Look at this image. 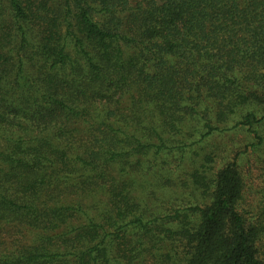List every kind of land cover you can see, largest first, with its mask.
Returning <instances> with one entry per match:
<instances>
[{
    "label": "trees",
    "instance_id": "1",
    "mask_svg": "<svg viewBox=\"0 0 264 264\" xmlns=\"http://www.w3.org/2000/svg\"><path fill=\"white\" fill-rule=\"evenodd\" d=\"M259 123L264 0H0V264H264Z\"/></svg>",
    "mask_w": 264,
    "mask_h": 264
},
{
    "label": "rangeland",
    "instance_id": "2",
    "mask_svg": "<svg viewBox=\"0 0 264 264\" xmlns=\"http://www.w3.org/2000/svg\"><path fill=\"white\" fill-rule=\"evenodd\" d=\"M255 128L259 136L264 137V123L257 124ZM251 143H257V140L242 131L214 135L197 148L196 161H199L203 155L216 154L215 162L220 168L232 157V153L243 151L246 145ZM239 165L244 180V195L239 210L246 218L253 220L252 217L262 214V211L264 214V165L257 159L256 154H241ZM262 244L264 245V239Z\"/></svg>",
    "mask_w": 264,
    "mask_h": 264
}]
</instances>
